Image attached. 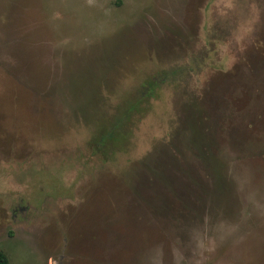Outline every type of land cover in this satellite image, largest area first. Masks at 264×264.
Listing matches in <instances>:
<instances>
[{"label":"rangeland","instance_id":"1","mask_svg":"<svg viewBox=\"0 0 264 264\" xmlns=\"http://www.w3.org/2000/svg\"><path fill=\"white\" fill-rule=\"evenodd\" d=\"M0 249L264 264V0H0Z\"/></svg>","mask_w":264,"mask_h":264},{"label":"trees","instance_id":"2","mask_svg":"<svg viewBox=\"0 0 264 264\" xmlns=\"http://www.w3.org/2000/svg\"><path fill=\"white\" fill-rule=\"evenodd\" d=\"M118 134H119V132L111 130V132H109L108 135L106 136V140H108V138H110L112 136H113L112 138L115 139V137ZM0 264H10V261H9L7 255L1 249H0Z\"/></svg>","mask_w":264,"mask_h":264}]
</instances>
